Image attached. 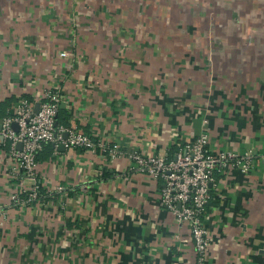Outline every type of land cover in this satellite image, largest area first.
<instances>
[{"label":"crops","instance_id":"crops-1","mask_svg":"<svg viewBox=\"0 0 264 264\" xmlns=\"http://www.w3.org/2000/svg\"><path fill=\"white\" fill-rule=\"evenodd\" d=\"M66 1L0 0V121L52 91L59 127L126 156L169 159L201 135L213 153L251 154L248 174L213 175L207 264H264L262 32L223 47L226 56L215 42L151 41L164 34L151 29V0H131V26L123 0H77L78 10ZM90 10L121 23L104 26ZM62 145L45 146L23 186L0 139V264H196L189 227L161 204V180L127 157ZM35 182L40 196L28 203Z\"/></svg>","mask_w":264,"mask_h":264},{"label":"built area","instance_id":"built-area-1","mask_svg":"<svg viewBox=\"0 0 264 264\" xmlns=\"http://www.w3.org/2000/svg\"><path fill=\"white\" fill-rule=\"evenodd\" d=\"M60 97L46 91L39 111L28 100L20 101L16 111L2 121L0 139L8 145L10 155L15 159L13 174L24 180L38 177L37 160L48 144L59 139L67 149H88L99 151L111 160L127 157L136 165V170L163 182L161 204L173 215L179 226L187 225L191 231L196 264H207L210 236L204 223L210 202L211 184L216 171L229 172L240 167L248 174L253 156L226 151L213 153L209 148V137L201 135L186 143L173 157H146L140 153L126 156L119 144L96 142L90 136L72 128L57 125ZM17 125V130L14 129ZM67 134L68 138L63 139ZM21 146V147H20ZM40 185L35 184L23 195L26 202H33L40 196ZM13 203H23L18 193L12 196Z\"/></svg>","mask_w":264,"mask_h":264},{"label":"rangeland","instance_id":"rangeland-1","mask_svg":"<svg viewBox=\"0 0 264 264\" xmlns=\"http://www.w3.org/2000/svg\"><path fill=\"white\" fill-rule=\"evenodd\" d=\"M72 1L75 5L73 9L78 10L77 0ZM116 1L119 0H108L106 3L115 4ZM59 2L60 4L68 3L66 0H59ZM122 6L125 13L122 23L125 26L135 24L130 19L134 15L132 1L123 0ZM98 9L102 10V5ZM108 14L105 12L93 14V10L89 11V15L96 18V22L104 17L106 21L104 26L121 23L118 19L106 18ZM151 29L164 31V34L156 39L151 36L153 42L167 40V38H176L178 42L207 41L209 44L215 42L221 47L220 51L216 52L225 53L227 56L233 50H223V47H228L230 43L254 41L251 40L252 37L255 36L256 40V37H259L256 34L259 35L260 32H262L260 36H264V0H151ZM254 29L258 30L256 34L252 32V30L256 31ZM257 41L260 43L264 39ZM254 50L256 53L258 48ZM237 51L242 52V50Z\"/></svg>","mask_w":264,"mask_h":264},{"label":"water","instance_id":"water-1","mask_svg":"<svg viewBox=\"0 0 264 264\" xmlns=\"http://www.w3.org/2000/svg\"><path fill=\"white\" fill-rule=\"evenodd\" d=\"M39 107H40V105H37V107L35 108V111L36 112H38L39 111ZM17 125L16 124H14V129H16L17 130ZM0 130H2V121H0ZM64 137H63V139L64 140H66L67 138H68V135L67 134H65V135H63ZM63 146V145H62ZM21 147V146H20Z\"/></svg>","mask_w":264,"mask_h":264}]
</instances>
